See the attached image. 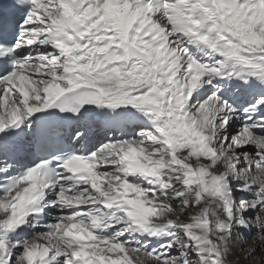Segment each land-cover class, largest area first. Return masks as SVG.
<instances>
[{
  "label": "snow or ice",
  "instance_id": "obj_1",
  "mask_svg": "<svg viewBox=\"0 0 264 264\" xmlns=\"http://www.w3.org/2000/svg\"><path fill=\"white\" fill-rule=\"evenodd\" d=\"M258 252L264 0H0V264Z\"/></svg>",
  "mask_w": 264,
  "mask_h": 264
},
{
  "label": "rangeland",
  "instance_id": "obj_2",
  "mask_svg": "<svg viewBox=\"0 0 264 264\" xmlns=\"http://www.w3.org/2000/svg\"><path fill=\"white\" fill-rule=\"evenodd\" d=\"M248 247H252L251 242ZM241 264H264V252H258V258L251 261H241Z\"/></svg>",
  "mask_w": 264,
  "mask_h": 264
}]
</instances>
